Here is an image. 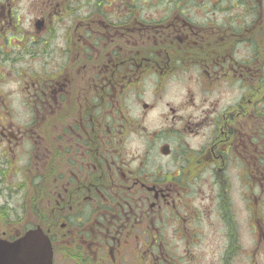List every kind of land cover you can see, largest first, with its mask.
<instances>
[{
	"label": "flooded vegetation",
	"instance_id": "flooded-vegetation-1",
	"mask_svg": "<svg viewBox=\"0 0 264 264\" xmlns=\"http://www.w3.org/2000/svg\"><path fill=\"white\" fill-rule=\"evenodd\" d=\"M0 264H264V0H0Z\"/></svg>",
	"mask_w": 264,
	"mask_h": 264
}]
</instances>
